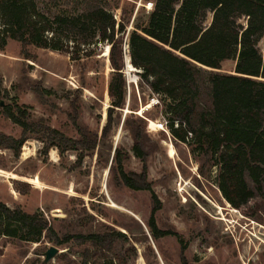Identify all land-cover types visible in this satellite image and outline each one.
<instances>
[{
    "label": "rangeland",
    "instance_id": "obj_1",
    "mask_svg": "<svg viewBox=\"0 0 264 264\" xmlns=\"http://www.w3.org/2000/svg\"><path fill=\"white\" fill-rule=\"evenodd\" d=\"M36 1L41 7L47 3ZM134 1L125 2L128 10ZM135 5L125 46L134 18L151 8V3L143 0H136ZM114 13L121 17L120 9ZM240 22L246 23V19ZM107 46L99 44L92 56L84 54L79 59L36 46L28 47L29 58H25L21 44L14 40H8L0 50L1 133L20 136V127L2 113L5 106L17 102L35 120L78 138L79 131L69 117L72 102H76L80 105V125L98 136L97 147L84 151L82 160L74 150L61 156L51 148L46 154L43 142L36 138L25 142L19 156L0 148V201L27 212L40 210L59 236L111 229L127 234L129 242L124 247L118 243L106 257L93 254L92 260L99 263L112 260L119 264L117 256L126 254L128 264H183V259L190 264H264V195L240 209L227 201L218 186L219 167L213 160L205 162L203 156L192 153L187 143L172 134L169 100L152 91L140 77L141 70L124 68L125 104L115 109L111 133L101 139L112 106L108 93L112 68L103 56ZM259 47L264 49V37ZM234 67L235 60H228L221 71L232 73ZM37 90L49 93L39 94ZM151 121L157 126L151 127ZM136 126L145 134L148 181L162 204L155 214L156 224L161 230L178 233L185 248L174 235L158 240L152 236L148 227L152 211L149 191H133L115 181L111 164L116 149L126 156V170L143 171L144 163L133 151L131 128ZM7 172L18 176L13 178ZM32 177H38L40 184L25 180ZM15 180L26 182L29 192L17 191ZM52 246L59 253L44 263L45 253ZM132 246L135 255H128L126 249ZM82 251L83 247L75 244L55 245L46 238L40 242L0 238V264H59L64 254L80 261Z\"/></svg>",
    "mask_w": 264,
    "mask_h": 264
},
{
    "label": "trees",
    "instance_id": "obj_2",
    "mask_svg": "<svg viewBox=\"0 0 264 264\" xmlns=\"http://www.w3.org/2000/svg\"><path fill=\"white\" fill-rule=\"evenodd\" d=\"M134 0H47L39 6L36 0H0V50L8 40L21 44L22 55L36 46L71 54L73 59L92 56L99 44L110 46L112 74L108 93L112 106L101 139L111 133L113 113L125 104L126 82L123 78L125 56L141 70L140 77L153 92L169 100L167 112L172 134L219 167L218 186L227 201L240 209L264 195V0H143L150 10L136 16L128 33L127 24L136 7ZM144 7V6H143ZM121 10L118 19L114 10ZM241 18L246 23L240 22ZM235 60L232 73L223 72V63ZM39 94L49 93L37 90ZM3 115L21 129L19 137L0 132V148L19 156L30 138L43 142L44 152L56 148L63 156L98 145V136L79 123L80 105L72 102L69 117L79 131L73 138L52 128L43 120H35L24 105L17 102L3 108ZM125 120V123L127 124ZM141 122L144 123L142 119ZM175 124L177 126L175 127ZM133 151L143 163V171L135 173L124 166L126 156L116 149L111 170L115 181L130 190H147L151 194L152 211L148 227L155 240L174 235L182 247L178 233L161 230L155 221L162 207L147 176L145 134L131 128ZM26 182L15 180V189L29 192ZM0 238L40 242L43 238L55 245L75 244L83 247L80 261L61 256L59 264H114L92 260L93 254L106 257L119 243L129 242L127 234L115 229L94 233H65L59 236L40 211L27 212L11 208L0 201ZM91 250L93 252H91ZM135 255V248H127ZM127 255H118L119 264H128ZM183 264H190L183 259Z\"/></svg>",
    "mask_w": 264,
    "mask_h": 264
},
{
    "label": "bare ground",
    "instance_id": "obj_3",
    "mask_svg": "<svg viewBox=\"0 0 264 264\" xmlns=\"http://www.w3.org/2000/svg\"><path fill=\"white\" fill-rule=\"evenodd\" d=\"M109 51H110V46L108 45L107 46V48H106V50H105V52H104V54H103V56H105L106 58H107V60L109 61V59H108V56H109ZM128 59L130 60V58L129 57H126V65H125V67H126V69L129 71V70H133V69H135L134 68V66L133 65H131V62H129L128 61ZM127 62H128V65H127ZM127 71V72H128ZM150 107V106H149ZM151 127H156L157 126V124L154 122V121H151ZM26 149V148H25ZM171 153H174V147L172 146L171 147ZM26 154V153H25ZM28 154V153H27ZM55 155L56 154H54V157H55ZM2 171V170H1ZM11 177H13V178H16L18 175L17 174H15V173H10V172H7ZM25 180H28L29 182H31V183H33L35 186L36 185H39L40 184V180H39V178L38 177H35V178H31V179H29V178H25Z\"/></svg>",
    "mask_w": 264,
    "mask_h": 264
},
{
    "label": "water",
    "instance_id": "obj_4",
    "mask_svg": "<svg viewBox=\"0 0 264 264\" xmlns=\"http://www.w3.org/2000/svg\"><path fill=\"white\" fill-rule=\"evenodd\" d=\"M125 63H126V59H125ZM58 253H59V249L57 247L55 246L50 247L49 250L45 253L43 262L44 263L50 262Z\"/></svg>",
    "mask_w": 264,
    "mask_h": 264
},
{
    "label": "built area",
    "instance_id": "obj_5",
    "mask_svg": "<svg viewBox=\"0 0 264 264\" xmlns=\"http://www.w3.org/2000/svg\"><path fill=\"white\" fill-rule=\"evenodd\" d=\"M125 50L127 51V46H125Z\"/></svg>",
    "mask_w": 264,
    "mask_h": 264
}]
</instances>
